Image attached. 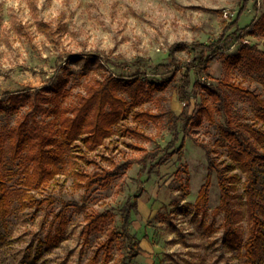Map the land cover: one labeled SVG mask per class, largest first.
<instances>
[{"label":"rangeland","instance_id":"rangeland-1","mask_svg":"<svg viewBox=\"0 0 264 264\" xmlns=\"http://www.w3.org/2000/svg\"><path fill=\"white\" fill-rule=\"evenodd\" d=\"M243 3L0 0V133L8 145L10 128L29 126L27 113L40 104L37 116L47 136L57 139L59 155L52 165L56 173L40 186L29 179L33 166L25 157L27 149L11 165L5 179L8 211L0 213V264H264V238L254 262L246 255L252 221L245 172L235 169L229 220L217 208L216 173L208 201L197 200L208 177V159L196 140L214 147L219 160H232L227 143L220 141L225 116L211 109L210 119L200 110L207 104L212 108L203 83L241 82L250 92L229 88L233 113L237 120L264 128V77L242 61L234 63L245 53L242 43L264 50V0H248L238 18ZM224 31L233 43L216 47L214 54L206 51L212 56L210 75L199 77L193 69L184 82L186 66L201 52L194 44L215 42ZM180 42L186 47L175 51L181 65L175 78L147 91L146 80L172 77L175 65L156 66L170 64V47ZM110 75L141 77L139 98L122 91L127 111L108 123L100 140L85 139L88 132L66 140L59 117L73 114L88 90ZM181 85L191 99L187 106L180 100ZM13 93L18 97L12 98ZM147 111L158 116L139 115ZM195 112L199 116L188 122ZM260 147L264 150V142ZM128 159L136 163L109 186L86 188L74 173L113 169ZM261 177L264 205V163ZM93 212L105 217L90 228L88 214Z\"/></svg>","mask_w":264,"mask_h":264},{"label":"trees","instance_id":"trees-1","mask_svg":"<svg viewBox=\"0 0 264 264\" xmlns=\"http://www.w3.org/2000/svg\"><path fill=\"white\" fill-rule=\"evenodd\" d=\"M248 0H244L243 6L239 11L240 14L247 8ZM237 25V20L234 21L229 28ZM237 40V39H235ZM228 42L233 43L232 35L225 31L219 36V39L210 44L200 43L194 44L201 48V52L186 66L183 73L184 82L190 81V73L194 69L200 77L209 76V65L212 61L210 55L206 54L207 50H211L213 54L216 52V47L224 46ZM244 54L236 56L234 63L242 61V64L249 69L255 68L264 77V50L258 48L257 45H250L249 43H242ZM186 47L185 43H175L170 47L171 63L168 65H158V68H169L170 65H175L172 69V77H163L161 82L146 80L148 84L147 91H152L154 88L163 87L169 79L175 78L180 70V60L175 56V51ZM202 87L206 90L212 99V108L210 105H202L200 110L206 111L210 119H213V109L218 114L225 116L226 122L222 128L220 141L227 143L229 147V154L231 161L223 162L215 155L216 149L203 142L196 140L204 150L208 159V177L202 184L197 200L204 204L208 201L209 191L211 186V175L216 173L221 198L218 209L222 210L226 219H230L232 215V197L235 186V179L237 173L235 169L239 167L246 174L244 181V190L246 194V201L249 210V216L252 221L250 236L246 242V255L250 263L254 262L257 257V247L260 239L264 238V205L260 199L263 194L261 164L264 163V150L261 149L260 144L264 142V128L256 126L247 121L237 120L234 115L232 100L229 93V88L249 93L250 91L242 85L241 82L231 80L228 78L222 79L221 83L217 85L203 83ZM46 88L50 89L51 85ZM144 86L142 79L139 76H131L129 78L122 76L110 75L104 80L98 81V84L93 85L88 94L84 95L80 105H77L71 115L64 114L59 117L60 129L66 137V140H73L75 134L88 132L85 137L96 142L100 140L106 132H108V123L119 116H122L127 111L128 99L123 97L122 91L137 100L140 92ZM180 100L185 102L187 106L191 99L181 85L178 89ZM16 94H11L12 98H17ZM107 106L110 110L107 111ZM41 108L40 104H34L29 109L27 115L31 119L29 126L23 125L10 128V142L6 145L5 137L0 133V213L5 214L8 211V203L10 199V191L6 184V175L11 170V165L15 163L23 154V150L29 151L26 159L31 162L33 171L29 173V179L35 186H40L46 180L53 177L56 169L52 166L53 161L57 159L58 152L54 144L57 139L47 136V133L42 128L41 121L37 114ZM198 110V112H200ZM195 112L188 119V122L194 120L200 113ZM163 113V112H162ZM161 113V114H162ZM144 115L150 119L157 117V114L151 112H142L139 115ZM141 115V116H142ZM180 116L173 115V118L178 119ZM173 118L170 121H174ZM187 125L184 126L187 132ZM175 135V140L178 137L176 130V123H172ZM188 135V133H185ZM161 147H155L152 151L155 156ZM149 151V152H152ZM174 152H176L174 150ZM11 154L10 158L8 154ZM165 157L161 158L163 161ZM139 162V161H137ZM136 161L128 159L124 163L115 165L113 169L102 168L101 170L93 172L75 171V175L84 180L82 184L86 188L92 187L94 184H101L102 186H109L116 178L121 170L129 169ZM136 197H138L136 195ZM65 205H74V203H67ZM67 207V206H66ZM105 217V213L93 212L88 214L87 227L95 228L96 221ZM127 219V216L125 217ZM139 247V245H138Z\"/></svg>","mask_w":264,"mask_h":264}]
</instances>
